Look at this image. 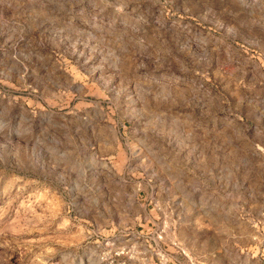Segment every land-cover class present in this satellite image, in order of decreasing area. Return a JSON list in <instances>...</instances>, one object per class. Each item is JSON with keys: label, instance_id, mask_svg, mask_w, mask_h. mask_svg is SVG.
Instances as JSON below:
<instances>
[{"label": "rangeland", "instance_id": "1", "mask_svg": "<svg viewBox=\"0 0 264 264\" xmlns=\"http://www.w3.org/2000/svg\"><path fill=\"white\" fill-rule=\"evenodd\" d=\"M0 264H264V0H0Z\"/></svg>", "mask_w": 264, "mask_h": 264}]
</instances>
